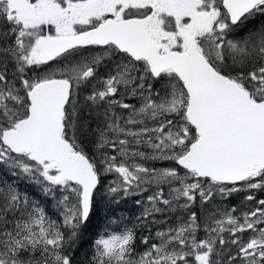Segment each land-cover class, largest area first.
I'll use <instances>...</instances> for the list:
<instances>
[{"label": "snow or ice", "instance_id": "1", "mask_svg": "<svg viewBox=\"0 0 264 264\" xmlns=\"http://www.w3.org/2000/svg\"><path fill=\"white\" fill-rule=\"evenodd\" d=\"M258 192L264 0H0V264H76L129 196L81 264H264Z\"/></svg>", "mask_w": 264, "mask_h": 264}, {"label": "trees", "instance_id": "2", "mask_svg": "<svg viewBox=\"0 0 264 264\" xmlns=\"http://www.w3.org/2000/svg\"><path fill=\"white\" fill-rule=\"evenodd\" d=\"M261 21L257 19L250 23V26H256ZM8 179H13L8 177ZM21 190L27 191L30 196L35 199L45 200L41 195L37 186L27 184L24 181H19ZM147 195V193H145ZM244 193L235 194L230 201L226 202L225 206L236 205L242 207V201ZM264 193H257V197L261 198ZM140 199V197L138 198ZM136 198L127 197L121 199L118 203H110L100 201L93 209V214L90 216L89 221L84 224L80 229V236L74 246L73 256L76 260V264H81V261L91 256L93 252L94 239L104 233L106 230L113 231L119 230L123 224H127L129 227L135 222L136 216L140 213V208L135 204ZM121 217L123 218L119 224H109L111 218ZM138 240L142 235L147 234L145 231L137 229ZM144 246L138 243V248L142 249Z\"/></svg>", "mask_w": 264, "mask_h": 264}, {"label": "rangeland", "instance_id": "3", "mask_svg": "<svg viewBox=\"0 0 264 264\" xmlns=\"http://www.w3.org/2000/svg\"><path fill=\"white\" fill-rule=\"evenodd\" d=\"M113 177L109 176V177H106L105 178V182L107 183L109 180H111ZM23 191V190H22ZM33 197V196H32ZM129 197H132V198H136V200L139 198L137 196H129ZM34 198V197H33ZM261 198H264V196H262ZM39 200V199H38ZM42 203H44L46 206L50 204V201H47L46 199L45 200H40ZM239 208V207H238Z\"/></svg>", "mask_w": 264, "mask_h": 264}]
</instances>
